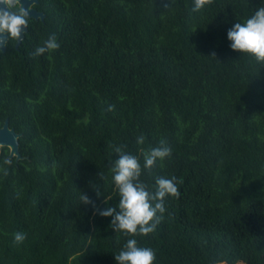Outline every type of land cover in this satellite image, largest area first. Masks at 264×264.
<instances>
[{"label": "trees", "instance_id": "obj_1", "mask_svg": "<svg viewBox=\"0 0 264 264\" xmlns=\"http://www.w3.org/2000/svg\"><path fill=\"white\" fill-rule=\"evenodd\" d=\"M193 3L40 0L0 53V127L21 155L0 154V264H117L129 237L99 215L119 203L115 147L143 164L162 139L171 156L140 179L175 176L179 195L138 242L156 264H264V61L227 39L260 0ZM50 33L61 47L33 55Z\"/></svg>", "mask_w": 264, "mask_h": 264}, {"label": "clouds", "instance_id": "obj_2", "mask_svg": "<svg viewBox=\"0 0 264 264\" xmlns=\"http://www.w3.org/2000/svg\"><path fill=\"white\" fill-rule=\"evenodd\" d=\"M204 6L203 0H194L193 11ZM30 8L22 0H0V47H7L9 41L19 42L22 34L28 29ZM227 39L233 50L250 55L258 61H264V0L243 22H236L227 31ZM61 47L55 33H50L42 44L34 49L33 55L41 56ZM114 104L107 105V111L113 112ZM145 137L140 134L136 143H144ZM118 159L112 161L110 169L112 181L119 195V203L99 210V215L112 217L114 230L121 231L129 238L120 251L114 255L117 264H156L157 255L153 248L140 244L137 235L147 236L156 230L166 212L165 198L179 195L176 177L156 176L155 190L149 189L140 178L144 170L151 169L158 162L169 158L172 149L165 140L143 153V164L137 155L115 147ZM81 202L91 203L87 195H81ZM26 239V233L16 231L13 241L17 244Z\"/></svg>", "mask_w": 264, "mask_h": 264}, {"label": "water", "instance_id": "obj_3", "mask_svg": "<svg viewBox=\"0 0 264 264\" xmlns=\"http://www.w3.org/2000/svg\"><path fill=\"white\" fill-rule=\"evenodd\" d=\"M36 1V0H35ZM24 7L29 8L28 6L34 2V0H22ZM30 17L37 19V20H43L45 17V14L43 12H36L33 9H30ZM26 31V30H25ZM23 38V34L21 37V40ZM21 40L17 43V46L20 44ZM1 50L4 49V47H0ZM20 137V134L16 133L13 128H10L8 125V121L6 120L3 124V126L0 128V153L2 147L8 148V159L15 158L16 161H18L21 158V155L19 153V142L18 138Z\"/></svg>", "mask_w": 264, "mask_h": 264}, {"label": "flooded vegetation", "instance_id": "obj_4", "mask_svg": "<svg viewBox=\"0 0 264 264\" xmlns=\"http://www.w3.org/2000/svg\"><path fill=\"white\" fill-rule=\"evenodd\" d=\"M39 3H40V0H34V2L32 3V4H30L28 7L30 8V9H33V10H35L36 12H43V11H41L40 9H39ZM32 20H35V21H37V19H34V18H32V17H30V22L32 21ZM29 22V23H30ZM28 30H29V27H28V29H26V31H25V33L23 34V38H22V40H21V42H20V44L18 45V47H16L17 46V42H15V41H9L8 42V46L10 47V45H12L13 44V48L14 49H19V47L21 46V44L23 43V40L25 39V36H26V34L28 33ZM13 42V43H12ZM8 46L7 47H4V49L3 50H1V48H0V53H4L7 49H8ZM6 121V120H5ZM4 121V122H5ZM4 124V123H3ZM3 126V125H2ZM1 126V127H2ZM0 127V128H1ZM2 148H4V147H2ZM2 148H1V152H2ZM1 154V153H0Z\"/></svg>", "mask_w": 264, "mask_h": 264}]
</instances>
